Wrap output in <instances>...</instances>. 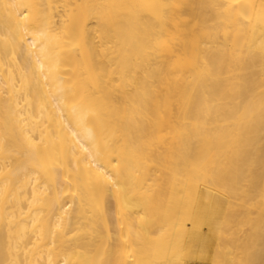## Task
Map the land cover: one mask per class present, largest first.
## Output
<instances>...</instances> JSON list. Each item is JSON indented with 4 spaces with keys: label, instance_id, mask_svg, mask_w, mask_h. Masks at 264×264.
I'll return each mask as SVG.
<instances>
[{
    "label": "bare ground",
    "instance_id": "obj_1",
    "mask_svg": "<svg viewBox=\"0 0 264 264\" xmlns=\"http://www.w3.org/2000/svg\"><path fill=\"white\" fill-rule=\"evenodd\" d=\"M264 264V0H0V264Z\"/></svg>",
    "mask_w": 264,
    "mask_h": 264
},
{
    "label": "rangeland",
    "instance_id": "obj_2",
    "mask_svg": "<svg viewBox=\"0 0 264 264\" xmlns=\"http://www.w3.org/2000/svg\"><path fill=\"white\" fill-rule=\"evenodd\" d=\"M191 264H215V263H211V262H207V261H193L191 262Z\"/></svg>",
    "mask_w": 264,
    "mask_h": 264
}]
</instances>
